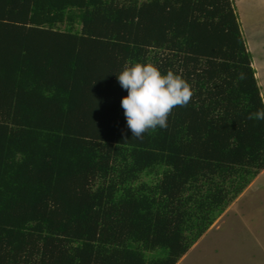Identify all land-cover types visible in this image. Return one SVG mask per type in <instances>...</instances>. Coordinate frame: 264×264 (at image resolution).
<instances>
[{
	"label": "trees",
	"instance_id": "trees-1",
	"mask_svg": "<svg viewBox=\"0 0 264 264\" xmlns=\"http://www.w3.org/2000/svg\"><path fill=\"white\" fill-rule=\"evenodd\" d=\"M136 63L193 90L142 139ZM259 110L233 0H0V264H176L264 168Z\"/></svg>",
	"mask_w": 264,
	"mask_h": 264
},
{
	"label": "rangeland",
	"instance_id": "rangeland-1",
	"mask_svg": "<svg viewBox=\"0 0 264 264\" xmlns=\"http://www.w3.org/2000/svg\"><path fill=\"white\" fill-rule=\"evenodd\" d=\"M233 3L247 49L264 62V0ZM176 264H264V168Z\"/></svg>",
	"mask_w": 264,
	"mask_h": 264
},
{
	"label": "clouds",
	"instance_id": "clouds-1",
	"mask_svg": "<svg viewBox=\"0 0 264 264\" xmlns=\"http://www.w3.org/2000/svg\"><path fill=\"white\" fill-rule=\"evenodd\" d=\"M239 78L245 77L241 74ZM117 79L128 93L122 98L121 107L132 137L137 139L157 127L166 129L172 110L187 106L193 96L190 84L180 75L172 71L164 75L151 63L125 65ZM248 119L264 120V110L250 114Z\"/></svg>",
	"mask_w": 264,
	"mask_h": 264
},
{
	"label": "crops",
	"instance_id": "crops-1",
	"mask_svg": "<svg viewBox=\"0 0 264 264\" xmlns=\"http://www.w3.org/2000/svg\"><path fill=\"white\" fill-rule=\"evenodd\" d=\"M251 52V50H250ZM258 56H255L254 58H252V66L255 69V77L257 79V83L259 85L260 88V92L264 101V62L260 61L258 58ZM264 61V58H263ZM263 72V73H262Z\"/></svg>",
	"mask_w": 264,
	"mask_h": 264
}]
</instances>
